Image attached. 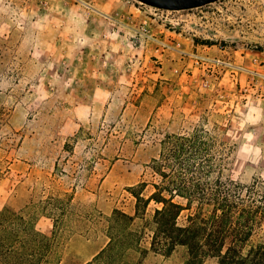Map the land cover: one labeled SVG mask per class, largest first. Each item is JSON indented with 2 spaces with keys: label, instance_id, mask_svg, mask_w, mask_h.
Segmentation results:
<instances>
[{
  "label": "rangeland",
  "instance_id": "rangeland-1",
  "mask_svg": "<svg viewBox=\"0 0 264 264\" xmlns=\"http://www.w3.org/2000/svg\"><path fill=\"white\" fill-rule=\"evenodd\" d=\"M196 52L232 66L196 62ZM197 130L217 163L210 179L264 182V0L183 10L138 0H0V209L34 217L51 236L43 207L63 198L57 264L90 260L107 242L112 209L133 213L128 188L145 181L144 194L152 190L151 159L164 137ZM252 239L264 241V220ZM186 257L183 246L169 256L128 253L141 264Z\"/></svg>",
  "mask_w": 264,
  "mask_h": 264
},
{
  "label": "trees",
  "instance_id": "trees-1",
  "mask_svg": "<svg viewBox=\"0 0 264 264\" xmlns=\"http://www.w3.org/2000/svg\"><path fill=\"white\" fill-rule=\"evenodd\" d=\"M209 154L203 130L165 136L158 156L151 159L157 178L150 183L152 190L144 194L145 181L128 188L133 213L112 209L105 218L106 244L84 264H141L131 262L128 253L150 250L169 256L177 246L186 248L183 264H202L208 257L219 264H264V241L252 239L264 220V182L210 179L217 163ZM63 203L59 196L45 201L51 236L36 228L34 217L0 209V264H57L53 239ZM150 203L155 206L146 219ZM136 219L142 221L139 228L134 227ZM145 239L148 248L141 246Z\"/></svg>",
  "mask_w": 264,
  "mask_h": 264
},
{
  "label": "water",
  "instance_id": "water-1",
  "mask_svg": "<svg viewBox=\"0 0 264 264\" xmlns=\"http://www.w3.org/2000/svg\"><path fill=\"white\" fill-rule=\"evenodd\" d=\"M146 5L164 10H183L205 5L216 0H138Z\"/></svg>",
  "mask_w": 264,
  "mask_h": 264
},
{
  "label": "built area",
  "instance_id": "built-area-1",
  "mask_svg": "<svg viewBox=\"0 0 264 264\" xmlns=\"http://www.w3.org/2000/svg\"><path fill=\"white\" fill-rule=\"evenodd\" d=\"M152 8L153 9H159V8H156V7H152ZM221 51H224V50H221ZM191 56L194 57L196 62L206 60L207 62L215 63L216 65L221 64V66H223L224 68L232 66V64H231V62L229 60H223V59L217 58V57H210L206 53L205 54H198L196 52V53H191Z\"/></svg>",
  "mask_w": 264,
  "mask_h": 264
}]
</instances>
